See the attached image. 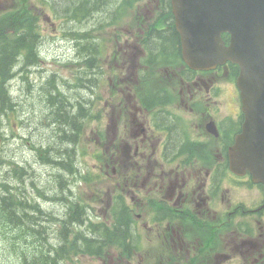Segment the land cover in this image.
I'll return each instance as SVG.
<instances>
[{
  "label": "flooded vegetation",
  "instance_id": "1",
  "mask_svg": "<svg viewBox=\"0 0 264 264\" xmlns=\"http://www.w3.org/2000/svg\"><path fill=\"white\" fill-rule=\"evenodd\" d=\"M147 13L148 11H145V14ZM155 21L152 16L145 15L141 16L139 23L142 34L147 38L146 42L155 44L154 53L161 52L169 56L180 51L179 36L175 27L166 20L164 22L167 25L156 27ZM169 32L175 36V47L172 49L164 48L166 37L163 34ZM124 47L131 49L134 46L127 39ZM214 72L192 70L191 75H187V71H182L188 80L183 82L185 86L182 87L175 83L174 88L182 96L172 97L170 108L177 109L182 103V106L190 111L184 118L172 119L174 115L171 113L166 118L151 114H142V117L136 115L129 124L124 123L117 134L120 140L131 145H122L120 159L123 168L120 171V181L134 192L146 190L149 183L159 185L156 204L167 211L148 227L154 240L167 248L185 250L187 254L202 241L196 235L197 230L210 236L207 239L221 240L232 233H247L245 235L251 237L250 233L255 231L251 226L236 225L234 220L232 221L237 208L228 198L221 199L215 191L216 187L209 185L204 176L206 168L214 170L218 163L228 165L226 153L234 131L224 132L223 124L225 121H239L237 113H240L239 98L234 96L237 88L229 72L224 76ZM232 74H235V70ZM221 77L227 78L231 86L222 84ZM221 93L229 98L230 107H225L227 103H220ZM221 104L224 105L223 110L220 108ZM214 124L218 126L219 133L215 136L216 140L210 142L205 150V145L198 144L197 140ZM218 143L222 147L219 157L216 153ZM195 150L201 154L197 155ZM175 153H185L189 159L177 156L175 160L181 159V169L168 171L165 169L166 158ZM200 158L205 162L202 165L198 163ZM142 170H145V174L141 173ZM222 172L223 170L220 175ZM211 179L217 180L216 177ZM153 189L150 187L147 190ZM136 205L140 208L144 203L137 198ZM212 221H216L213 226ZM192 223H196L197 227H193ZM259 233L264 238V235ZM263 246L264 239L260 238L259 250ZM153 256V259H156V252H153ZM184 261L183 264H192V260Z\"/></svg>",
  "mask_w": 264,
  "mask_h": 264
},
{
  "label": "water",
  "instance_id": "2",
  "mask_svg": "<svg viewBox=\"0 0 264 264\" xmlns=\"http://www.w3.org/2000/svg\"><path fill=\"white\" fill-rule=\"evenodd\" d=\"M263 1L173 0L177 25L187 44L185 58L191 65L203 66L226 59L237 62L241 66L239 86L250 100L264 96ZM223 31L231 34L229 46L222 40ZM204 48L211 52L202 54ZM261 105H257L254 113L261 115L264 122Z\"/></svg>",
  "mask_w": 264,
  "mask_h": 264
},
{
  "label": "rangeland",
  "instance_id": "3",
  "mask_svg": "<svg viewBox=\"0 0 264 264\" xmlns=\"http://www.w3.org/2000/svg\"><path fill=\"white\" fill-rule=\"evenodd\" d=\"M7 0H0V5L6 4ZM60 1V0H59ZM5 8V7H4ZM3 9V8H2ZM62 22L54 20L53 18H43L42 21V26H43V31L46 33H52V34H59L60 32L63 31L62 29ZM71 26H74L72 22H70ZM74 43L71 42L70 44L65 45V43H50L49 47L50 50L47 52V59L50 61L49 63H44L42 66H40L41 70L46 69V70H51L52 68H55L60 71V74L64 76L65 78H72L73 75L76 72L77 65L73 62L72 55L73 54H68V48H73ZM67 55V56H66ZM56 59V61H54ZM24 86V81L22 78L18 80V85L15 87H12V90L14 93H12V96L16 99L17 101V108L20 110L17 114L11 115L10 120L8 121L10 126L7 125V130L9 132L8 140H5L0 137V158H3L5 162L7 161L10 164L11 162L21 164L24 161L28 160L30 164L28 165L29 168L35 169L37 173V179H36V185L38 187H43L47 185V182L50 178V174L52 173V170L48 168L47 166H44V164L40 163V161L37 159V157L31 152L29 149V144H26V138L30 136L33 132L34 138L37 141L40 136H45L49 134L48 130L43 129L39 117L43 112L49 110L47 107V103L45 100L39 99L38 95V90L37 88L33 92L27 93V88L23 87ZM23 87V88H22ZM19 88V89H17ZM31 93L34 94V97L31 96ZM55 93V92H54ZM83 96L87 97L85 94ZM41 98V97H40ZM73 99H78V98H73ZM72 99V100H73ZM14 101V99L12 100ZM94 112L97 111V109L101 108L103 112V116L99 117V119H91L89 121L90 127L87 130V134L90 135L93 139H97V128H99L104 135V143L107 144L108 148L111 151L110 156L116 154V147H115V142L117 144V134L120 130L121 127H123V124L120 120H115L112 118L108 117V109L106 106V103L100 102L98 105L94 106ZM23 118H31V120L27 121V128L23 127L20 125V120ZM111 121H113L116 124L115 129H111ZM10 127L13 128L15 131V135L10 134ZM37 128V129H34ZM31 140V139H30ZM101 138L97 140L98 143H100ZM88 152L84 155H82V161L81 164L82 166L90 169H97L98 166L96 165L100 164L99 161L96 160L95 156H93V152L95 149L98 150V144L89 142L88 144ZM101 152V151H100ZM88 153V154H87ZM96 167V168H95ZM109 178H105L103 181L108 184ZM51 185V183H49ZM48 187V186H47ZM97 188V189H95ZM105 190L107 189L105 183H98L97 187L93 186L89 191L83 195V198L87 199V203L92 201L93 199H99V193L100 190ZM114 190L110 187L109 189V194H113ZM47 193L53 195L55 192L54 191H49L47 189ZM83 194V193H81ZM78 197V195H71V199ZM106 200V196H104L101 201L98 204L97 200V206H95V209L98 210L99 205L101 202ZM76 201V200H75ZM104 204V203H103ZM91 206V204H90ZM42 207L45 208V204H42ZM67 207V204H61L59 207L55 206L54 209L57 210L60 214L62 212L65 213L64 208ZM99 216L93 217L96 221H102L101 219L98 218ZM102 218V217H101ZM103 222L108 225V220L104 217ZM134 231V230H133ZM142 241L144 242V238L142 236ZM150 244V243H149ZM0 264H4L3 261L0 260Z\"/></svg>",
  "mask_w": 264,
  "mask_h": 264
},
{
  "label": "trees",
  "instance_id": "4",
  "mask_svg": "<svg viewBox=\"0 0 264 264\" xmlns=\"http://www.w3.org/2000/svg\"><path fill=\"white\" fill-rule=\"evenodd\" d=\"M58 2L59 7L63 10H76V13L81 12L85 15L86 11L90 12L92 16L94 14L104 13L106 10L111 8L113 0H55ZM0 24L2 32H0V74L4 78L12 75L13 68L21 61L24 64L28 63L34 54V47H37L32 38H29V42L24 40V36H15L7 35L6 29L10 27L9 21L7 18H1ZM5 34H4V32ZM165 39L164 48L172 49L174 45V34H163ZM32 41L34 43H32ZM4 85V82L1 83ZM58 90L55 87V91ZM0 100L4 106V103L8 102L10 99L7 95L8 91L0 85ZM75 93V94H74ZM74 93H63L57 92V95L49 92V97H44L43 100H46L47 107L49 108V113L45 114L44 117H39V121L42 123L43 129L48 130L49 134L45 136H40V144H44L46 150H52L51 155L54 158L57 157H70L75 145L79 142L80 135L82 130L79 129L80 123H83L85 116L87 115L86 108L83 107L85 102L84 98L80 97L79 92ZM45 94V92H44ZM78 98L77 102L79 104V110L74 111L76 104L74 103L73 98ZM73 99V100H72ZM41 150V147L39 148ZM48 152L47 155L48 156ZM50 156V155H49ZM64 169H69L68 164L61 162ZM55 168V166H54ZM55 183V179L52 180ZM0 187H8L6 183L0 182ZM21 206H25L23 200L20 201ZM21 208V207H20ZM33 257L30 260L31 263H34L33 260H36V263H39L37 251L34 249L31 252Z\"/></svg>",
  "mask_w": 264,
  "mask_h": 264
}]
</instances>
